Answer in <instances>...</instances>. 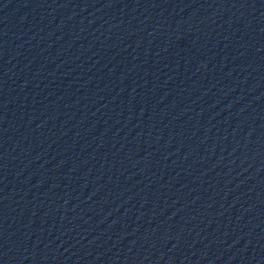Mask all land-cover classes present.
Here are the masks:
<instances>
[{
    "label": "water",
    "instance_id": "obj_1",
    "mask_svg": "<svg viewBox=\"0 0 264 264\" xmlns=\"http://www.w3.org/2000/svg\"><path fill=\"white\" fill-rule=\"evenodd\" d=\"M0 264H264V0H0Z\"/></svg>",
    "mask_w": 264,
    "mask_h": 264
}]
</instances>
